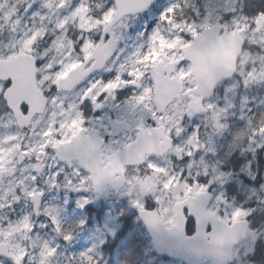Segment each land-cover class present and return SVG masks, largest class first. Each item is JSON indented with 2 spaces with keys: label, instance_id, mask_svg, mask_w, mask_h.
<instances>
[{
  "label": "snow or ice",
  "instance_id": "obj_1",
  "mask_svg": "<svg viewBox=\"0 0 264 264\" xmlns=\"http://www.w3.org/2000/svg\"><path fill=\"white\" fill-rule=\"evenodd\" d=\"M264 264V0H0V264Z\"/></svg>",
  "mask_w": 264,
  "mask_h": 264
},
{
  "label": "rangeland",
  "instance_id": "obj_2",
  "mask_svg": "<svg viewBox=\"0 0 264 264\" xmlns=\"http://www.w3.org/2000/svg\"><path fill=\"white\" fill-rule=\"evenodd\" d=\"M159 264H176V262H163V261H160Z\"/></svg>",
  "mask_w": 264,
  "mask_h": 264
}]
</instances>
